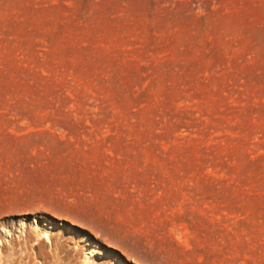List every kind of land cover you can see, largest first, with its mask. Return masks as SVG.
<instances>
[{"label": "rangeland", "instance_id": "1", "mask_svg": "<svg viewBox=\"0 0 264 264\" xmlns=\"http://www.w3.org/2000/svg\"><path fill=\"white\" fill-rule=\"evenodd\" d=\"M0 264H264V0H0Z\"/></svg>", "mask_w": 264, "mask_h": 264}, {"label": "bare ground", "instance_id": "2", "mask_svg": "<svg viewBox=\"0 0 264 264\" xmlns=\"http://www.w3.org/2000/svg\"><path fill=\"white\" fill-rule=\"evenodd\" d=\"M5 209H7V208H5ZM8 210H10V208H9ZM4 211H5V210H4Z\"/></svg>", "mask_w": 264, "mask_h": 264}]
</instances>
